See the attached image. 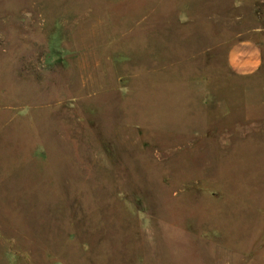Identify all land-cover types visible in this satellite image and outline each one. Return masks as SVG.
Listing matches in <instances>:
<instances>
[{
	"label": "rangeland",
	"instance_id": "obj_1",
	"mask_svg": "<svg viewBox=\"0 0 264 264\" xmlns=\"http://www.w3.org/2000/svg\"><path fill=\"white\" fill-rule=\"evenodd\" d=\"M264 0H0V264H264Z\"/></svg>",
	"mask_w": 264,
	"mask_h": 264
},
{
	"label": "crops",
	"instance_id": "obj_2",
	"mask_svg": "<svg viewBox=\"0 0 264 264\" xmlns=\"http://www.w3.org/2000/svg\"><path fill=\"white\" fill-rule=\"evenodd\" d=\"M227 63L238 76L253 75L264 65V48L250 39L239 41L230 49Z\"/></svg>",
	"mask_w": 264,
	"mask_h": 264
}]
</instances>
